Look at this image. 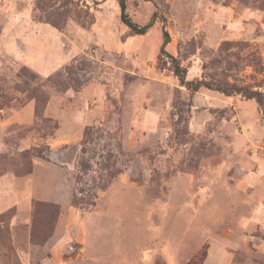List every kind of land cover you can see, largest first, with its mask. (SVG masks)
Wrapping results in <instances>:
<instances>
[{"label": "rangeland", "instance_id": "obj_1", "mask_svg": "<svg viewBox=\"0 0 264 264\" xmlns=\"http://www.w3.org/2000/svg\"><path fill=\"white\" fill-rule=\"evenodd\" d=\"M126 13L155 22L133 35L117 0H0V264H53L57 235L65 262L102 238L123 240L118 264H264V115L191 93L160 56L164 27L187 81L264 94V0H126ZM28 18L71 55L49 76L2 54ZM28 102L32 121H11ZM61 105L96 120L61 134Z\"/></svg>", "mask_w": 264, "mask_h": 264}, {"label": "crops", "instance_id": "obj_2", "mask_svg": "<svg viewBox=\"0 0 264 264\" xmlns=\"http://www.w3.org/2000/svg\"><path fill=\"white\" fill-rule=\"evenodd\" d=\"M24 25H19L15 35L11 34L8 43L4 46L2 54L15 61L18 65H23L30 70L41 76H49L54 71L64 66L71 58V55L65 53L61 49V32L55 28L50 27L46 23L35 22L32 19L24 20ZM3 41L5 44L4 32L1 34L0 43ZM170 45V43H169ZM91 87L87 86L81 93L80 100L85 105L90 100L89 95ZM75 100L77 95L65 93L63 99L66 101ZM47 107V112L48 108ZM33 103L28 102L20 110L15 111L10 117L14 123L28 125L33 119ZM3 112V110L1 111ZM60 117V113L53 116L57 119ZM73 120V121H72ZM96 120L95 113H84L78 110H71L61 105V134L63 132L81 134L85 127L91 126ZM71 142L74 140L70 139ZM38 166V165H37ZM44 169V168H40ZM36 173V166L34 169ZM90 242V243H89ZM96 246L95 256L88 254V246ZM124 243L121 239H102V238H88L83 247L79 249L82 253L78 252L73 258H69L65 262V252L67 251L68 241L61 235H57L50 248V259L53 264H118L117 262H123V254L126 252L122 249ZM104 246H110V248H100ZM115 247V248H113ZM94 254V253H92Z\"/></svg>", "mask_w": 264, "mask_h": 264}, {"label": "trees", "instance_id": "obj_3", "mask_svg": "<svg viewBox=\"0 0 264 264\" xmlns=\"http://www.w3.org/2000/svg\"><path fill=\"white\" fill-rule=\"evenodd\" d=\"M117 1H118V5L120 8L121 22L130 30V32L133 35H145L148 32V30L153 26V24L155 22L154 17H152L151 20L147 24H145L144 26H139L136 23H134L129 18V16L127 15V13H126V0H117ZM59 30H60V28H59ZM162 30H163L162 31L163 42H162V45L160 48V56H161V58L162 57H168L170 59L172 72H173L174 76L178 79L181 86L185 87L191 93H195L198 90H200L201 88H205L208 90L219 92V93L223 94L224 96L239 95L246 100H254L256 102V104L258 105L259 109L261 110L262 114L264 115V94L258 90H253V89H249L246 87H239V86H235V85H231V84H227V83L224 84L221 82H216V81H213L211 79H207L205 76H203V78H201V79L187 81L186 80V73H187L186 68H183L181 66V64L175 58L170 56L165 50L166 46L170 42V37H169V34L165 30L164 27ZM57 76L59 77V76H61V74L58 73ZM52 81H54V77L51 76V77L47 78V82H52ZM44 100L46 101L47 98H45ZM39 112L40 111H38V108H35V115L37 117H40ZM48 207L50 209H53L54 211L57 210V208L55 206L48 205ZM35 210H36V208H35Z\"/></svg>", "mask_w": 264, "mask_h": 264}]
</instances>
